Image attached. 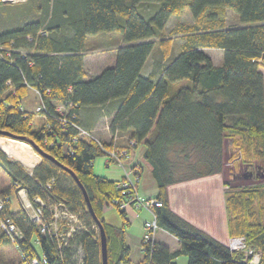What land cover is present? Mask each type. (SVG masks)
Wrapping results in <instances>:
<instances>
[{"label": "trees", "instance_id": "obj_1", "mask_svg": "<svg viewBox=\"0 0 264 264\" xmlns=\"http://www.w3.org/2000/svg\"><path fill=\"white\" fill-rule=\"evenodd\" d=\"M4 5L0 2V7ZM185 9L194 23L178 28L185 36L181 52L145 76L142 70L158 39L167 45L165 55L169 56L170 42L164 30L170 16ZM227 10L248 25L227 26ZM42 14L41 20L0 29V41L11 52L10 57H0V130L32 138L75 173L106 230L108 263H127L130 255L125 240L130 223L126 210L113 206L114 198H122L118 180L97 174L94 166L97 158L107 157L112 140L77 138L75 126L64 128L52 116L45 117L44 111L38 113L43 122L34 123L36 112L23 105L33 89L53 115L57 106L73 103L70 113L76 118L71 121L87 131L93 130L82 124L80 110L105 107L112 116L110 133L117 131L136 143L130 146L126 141L129 155L123 158L125 162L133 159L135 148L145 145L140 163L131 169H149L161 203L154 207L157 223L179 239L188 264H248L243 252L231 251L227 242L176 214L169 206L167 190L188 179L220 174L222 149L228 139L245 163V173L264 179V75L260 70L264 67V0H70L62 6L54 0ZM106 32L123 36L116 62L86 79L87 38ZM204 48L220 49L222 62L214 64ZM184 80L188 83L176 87ZM64 168L43 158L27 169L0 148V170L9 177L0 190L5 211L26 234L29 253L37 254L29 245L31 238H37L52 261L58 255L56 247L38 232L20 205L11 210V197L22 187L30 198L50 197L67 204L83 221V230L71 240L69 255L81 248L84 264H102L95 220L82 188ZM225 193L229 235L243 237L247 246L261 253L260 264H264V185H246ZM105 206L117 208L121 225L104 220ZM1 233L0 243H10ZM143 250V264H176L179 255L157 241Z\"/></svg>", "mask_w": 264, "mask_h": 264}, {"label": "crops", "instance_id": "obj_2", "mask_svg": "<svg viewBox=\"0 0 264 264\" xmlns=\"http://www.w3.org/2000/svg\"><path fill=\"white\" fill-rule=\"evenodd\" d=\"M168 24H167V26H168ZM164 31H166V28ZM107 37L109 38V41L111 43H113L112 44L113 46H111L110 49L108 47L102 46L104 49H102L100 51H101V53L103 52L105 55H107V57L110 59V61L109 62H103L101 64L102 68L100 71H98L95 74H93V73L90 74V72L87 70V67H86V60L87 59H86V53H84V55H83L84 69L87 72L86 79H90V78L97 76V74L102 72L104 69L111 67L115 64V62H116L115 57H116L117 50L121 45H123V41H122L123 36H121V34L118 32L117 33L109 32ZM166 39H168V38L166 37ZM157 41H159V43H157ZM157 41L155 42L154 50L150 54V57L147 59L145 65H144V68L142 70V73L145 76L151 75V73H154L155 70H157L159 67L162 68L163 65L168 60H171L172 56H177L181 52L180 51L177 54H173L172 56L171 55H169V56L165 55V45L161 44L159 39ZM205 49L206 48H204V50ZM168 54H170V53H168ZM104 58H106V56H104ZM151 59H153L151 66H148ZM211 59H212L214 64H220L222 62V60H221L219 63H215L212 57H211ZM263 68L264 67H261L260 70H261V73H263V75H264ZM158 76L159 75L156 74L154 77H158ZM31 92L34 93L38 97L39 101L41 102L40 95L37 93V91L33 89ZM35 107H34V109H35ZM25 109H26V107H25ZM104 109H106V108L104 107ZM102 110H103L102 108H99V109L98 108L81 109L79 112L80 118L82 119V124H84V126L87 129L90 128L95 132V134L96 133L99 134V136L101 138L100 140H102L104 142H109L110 137H111L110 136L111 133L106 130L107 129V128H105L106 125L101 123V120H102L101 117L103 115ZM28 111H30V110H28ZM31 112H34V110H31ZM42 122H43L42 116L39 114H36L34 117V123L41 124ZM126 138H128V136L122 134V137L118 142L121 147L122 146L125 147V145L127 144ZM10 141H12V140H10ZM0 146H1V143H0ZM1 148H2V146H1ZM139 149L140 150L142 149V151L140 152L139 158H136V156L134 155L133 159L131 161H127V163H126V165L129 167L128 169H130V170H131V166H134V164L140 163V158H141V156L145 150V146L141 147ZM36 155H37L36 157L38 158V160H37V162H35V164H29L27 162L26 163L23 162L21 159H19V160L24 165L25 168L28 167L29 169H31V167L33 168V167L37 166V164L41 163V161H42V158L37 153H36ZM97 160H99V159H96L94 161V166L95 167L100 166V168L103 167L104 168V173H103L104 176L110 178L111 180H113V179L117 180L116 178H114L115 177L114 175L116 174V172L114 170L112 171V174H111V171H110L109 166H108L109 162L107 160V157L103 156L101 163H98V164H97ZM136 171H140V174L138 176V178H139L138 184H139V182L142 183L141 181L143 178H146V180L149 181V185H150V186H148L145 183V185H144L145 189H142L139 185H137L138 189H139V193H141L144 197L156 198L157 197L156 196L157 191L156 192H148L150 190L152 191V190L157 189V186L155 185V181L153 179L152 174H150L149 169H147L146 166H144V167L137 166L135 168V170L132 172L136 173ZM110 174L113 177H110ZM122 174H123V170H122V172H120V175H122ZM244 176L246 177V176H250V175L244 174ZM250 177H252V176H250ZM236 178L238 180L241 179V177L239 175H237ZM8 179H9L8 175H5V177L2 178V175L0 174V187L1 188L3 185H5V184L7 185L9 183ZM1 180H4L5 182L3 183V181H1ZM199 180L201 182L203 181V183H205L202 185L209 187V191L207 192V193H209L208 194L209 197L208 196H207L208 198L206 197L207 201L205 203H203L202 205H199V207H197L193 203H190V201L182 200L179 195L176 198V196H174V194H175V192H176L175 190L178 186L173 185V186H170L167 190V195L169 197V206L171 207V209L176 214L184 217L187 221L191 222L193 225L197 226L198 228L203 229L210 236H213L214 238L221 241L222 243L223 242L226 243L228 237H230L231 235H229L228 225H227L228 214H227V210H226L225 194H223L222 191H219L218 189H216L217 186L220 187L221 185L225 184V176L221 172L220 174H217L216 176H209V178L205 177V178H203V180L202 179H199ZM200 181H199V183H200ZM261 182L254 183V184H261ZM147 188H149L150 190H148ZM213 190H214V192L212 194L211 192ZM14 204H15V202L11 201V210H13L12 207L14 206ZM107 207H106V210L104 209L105 213L103 212L104 213V215H103L104 220H106L108 223H110L112 225H117L119 223V221L121 223L122 219L120 218V215H115V214L114 215L113 214L108 215L107 209H110V208H109V206H107ZM154 209H155L154 207H150V208L139 207L136 204H131L127 207L126 214H127V218L129 219L130 223L126 227L125 240L129 246L130 255H129V260L127 261V263H123V264H143V259L145 257L144 250L142 247V240H143L142 236L145 232V229H143V225L147 220H151L153 218L152 213H153ZM1 234H3V233H1ZM155 239H156L158 244H163L166 247H168V249H171V251L179 253V255L175 258L176 264H188L189 259L187 258V256L185 254H183L181 252V250H182L181 242L170 231L168 232L164 228L159 229L158 232L156 233ZM11 264H17V262L12 261Z\"/></svg>", "mask_w": 264, "mask_h": 264}, {"label": "built area", "instance_id": "obj_3", "mask_svg": "<svg viewBox=\"0 0 264 264\" xmlns=\"http://www.w3.org/2000/svg\"><path fill=\"white\" fill-rule=\"evenodd\" d=\"M20 1L26 0H0V2L4 4H14L19 3ZM10 55L11 52H9L0 41V57H10ZM72 105L73 103L70 104V107H64L62 105L57 106L54 111L56 115L49 113L44 104L37 107V110H39V112L44 111L45 117L50 115L55 120L57 119L59 124L64 128L69 124L75 126L78 130L77 138L80 137L87 141L95 140L99 142L100 140L96 137L93 131H87L71 121V119L76 118L75 114L70 113ZM115 133V136H112L111 139L113 147L108 151L107 160L111 162L113 161L122 168L123 177L118 180L117 183V187L121 190L120 195L122 198H114L113 206L117 205L118 208L124 211L131 204H136L139 207L145 208L159 206L161 203L158 199L143 197L138 194V175H135V173L132 172L135 169H128L129 167L126 165L127 162L123 160L124 157L129 155L128 150L125 147L120 148L118 146L117 137L119 133L117 131H115ZM127 142L130 146L136 144L133 139L128 140ZM132 177H135V179L133 180ZM49 185L50 182L47 186ZM16 191L17 197L21 202V207L27 212L29 218L37 224L38 232L45 236V239L53 244L58 251V255L50 261L47 255L44 254L42 245L38 239L31 238L29 245H31V248L34 247L35 250H37V254L34 255L33 253H29V250L31 251V249L24 244L26 234H24L21 227L14 222L12 217L6 213V204L4 203V200L0 198V230L3 235H5L9 241L17 247L20 256L19 264H84V254L82 253L81 248H78L73 255H69L73 236L77 231L83 230V221H81L80 214L71 210L69 206L63 202L52 201L50 197L45 199L40 196L30 198L28 191L22 187L18 188ZM152 217L151 220H147L143 225V229H145L142 236L143 248L145 245H148V243L152 245L155 243L156 233L161 229L157 223V217L154 211ZM227 246H229L233 252H243L248 258V264H260L262 258L261 253L247 246L243 237L234 236L233 238H230Z\"/></svg>", "mask_w": 264, "mask_h": 264}, {"label": "rangeland", "instance_id": "obj_4", "mask_svg": "<svg viewBox=\"0 0 264 264\" xmlns=\"http://www.w3.org/2000/svg\"><path fill=\"white\" fill-rule=\"evenodd\" d=\"M69 1L70 0H56V5L62 6L65 3H68ZM126 1H130V0H126ZM53 2L54 0H51L50 2L49 0H26V1H20L19 3H14V4L8 3L0 7V11H4V12H0V29L17 28V27H20L23 23L30 22L33 20H36V21L41 20V17L43 15L42 13L47 7L52 6ZM225 20H226V25L231 26V27H235V26L242 27V26L248 25L247 23L243 24L241 20H239V16L237 15V13L231 10L226 11ZM168 23L169 24L166 27V31H164V34L170 42V51H169L170 54L169 55L172 56L173 54H177L178 52L182 50V43L184 42V38H185L183 33H179L178 28L182 24H192L194 22H193V17L190 11L185 9L181 12V14L171 15ZM108 33L109 32L98 33L92 36H88L87 38L86 45H85V48H86L85 53H86V59H87L86 67H87V70L90 72V74L97 73L98 71L101 70L102 68L101 64L103 62L110 61L107 55H105L103 52L101 53L100 51L104 49L102 46L108 47L109 49L111 48V46H113L112 45L113 43H111L109 41V38L107 37ZM157 43H159V41H157ZM204 51L213 58L215 63H219L223 59V53L218 48H214V49L206 48ZM104 56H106V58H104ZM152 61L153 59H151L148 66H151ZM187 83H188L187 80L178 82L176 83V87L184 86V84H187ZM28 94L29 95L23 100V105L26 107L27 110H30V111L34 110L36 114H38L39 110H37V107L43 104L39 101L38 97L34 93L30 91ZM102 109H103L102 110L103 115L101 117L102 118L101 123L105 124L106 125L105 128H107L106 130L109 131L108 127L110 125L112 116L108 114L106 109L104 108ZM112 133L110 134L111 137H110L109 142H111L112 136L114 137L116 134L115 132H112ZM95 135L99 140L101 139L99 134L96 133ZM121 137L122 135L118 134V137H117L118 142L121 139ZM0 138H1L0 139V143H1L3 138L2 137ZM128 139L129 138H126V141H128ZM118 142L117 144L119 145ZM24 144H27V143L25 142ZM27 145L31 149L33 154L36 156V152L34 151V149L31 148L29 144ZM144 146L145 145H139L137 148L134 149L133 153L135 154L136 158H139L140 152L142 151V149L140 150L139 148L144 147ZM222 150H223V153H222L223 162H222L221 172L225 176V184H224L225 186L224 185H221L220 187L217 186L216 189H218L219 191H222L223 194H226L225 192L228 190L242 188V186H246V185L251 186V184L253 185L254 183H258L261 181H262L261 184L264 185V179L259 180V179H255L254 177L252 178L250 176H246V177L244 176V174L247 175V173H245L246 171L245 163H243L237 156V149L234 148L231 139L224 141V146ZM7 156L9 157L8 154ZM9 158L13 160H18L20 162V160L17 157L12 156ZM102 158L103 156L97 158L99 159L97 160V164L101 163ZM108 162H109L108 166L111 171V174L113 170L116 172V174L114 175L115 176L114 178H116L117 180L122 179L123 174L120 175V172H122V168L119 165L115 164L113 161L112 162L108 161ZM26 168L29 169L28 167ZM95 172L99 175H102L104 173V168L103 167L100 168V166H97L95 167ZM0 174L2 175V178H4L5 175H7L6 172L1 171V170H0ZM111 174H110V177H113L111 176ZM216 175L217 174L210 175V176H216ZM237 175L241 177L240 180L236 178ZM203 178L205 177H199V179H202V180ZM132 179L134 180L135 177H132ZM199 179H188V181L177 183L176 185L178 187L175 190L176 192L174 196H176L177 198L179 195L182 200L190 201V203H193L197 207L205 203L207 201L206 199L209 197L208 196L209 193H207L209 191V187L202 185L205 183H203V181L201 182ZM1 181H3V183L5 182L4 180H1ZM199 181L201 184L199 183ZM141 182L142 183L139 182V184L137 185H139L142 189H145V186H144L145 183L148 186H150L149 181H147L146 178H143ZM5 186L6 184L3 185L2 188H5ZM2 188L0 187V189ZM147 189L150 190L149 188ZM214 190L211 192L212 194ZM156 191L157 189L152 190V191L150 190L148 192H156ZM137 192L139 195L141 194L139 193V189L137 190ZM140 196H143V195L141 194ZM11 201L15 202L14 206L12 207L13 210H16L19 205L21 206V202L19 198L17 197V192H16V195H12ZM106 207L107 206L104 207L105 210H106ZM109 208L110 209H107L108 215L109 214L120 215L117 208L113 206H109ZM121 224L122 222L120 223L119 221L117 225H121ZM230 238H233V237L231 236L228 237L226 241L227 243L229 242ZM12 261H16L17 264H19L20 262V256H19L17 247L13 245L11 242L8 244H0V264H11Z\"/></svg>", "mask_w": 264, "mask_h": 264}, {"label": "water", "instance_id": "obj_5", "mask_svg": "<svg viewBox=\"0 0 264 264\" xmlns=\"http://www.w3.org/2000/svg\"><path fill=\"white\" fill-rule=\"evenodd\" d=\"M0 135L1 137L6 141H10V140H16L19 142H23V143H27L31 146V148L34 149V151L43 159V158H49L50 160H52L57 166L59 165L60 167L64 168L59 161H57L54 157L50 156L48 153L46 154L41 147H39V145L30 137L28 136H18V135H13L10 132L6 131V130H0ZM1 148V147H0ZM3 151H5V149H2ZM6 152V151H5ZM7 153V152H6ZM8 154V153H7ZM9 155V154H8ZM9 157H12L11 155H9ZM66 169V168H64ZM68 172L71 173L72 177L75 179V181L77 182V184L79 185L80 188H82L83 194H84V198L87 201V207L88 210L90 211L93 220H95L96 226H97V230L99 231V241H100V252H101V263L102 264H109L108 263V241H107V236H106V230H104L103 224L101 222V220L98 219L94 209L91 206L90 200L88 199V195L86 192V189L84 188V186L82 185V183L79 181V178H77V176L75 175V173L72 170H68L66 169Z\"/></svg>", "mask_w": 264, "mask_h": 264}, {"label": "bare ground", "instance_id": "obj_6", "mask_svg": "<svg viewBox=\"0 0 264 264\" xmlns=\"http://www.w3.org/2000/svg\"><path fill=\"white\" fill-rule=\"evenodd\" d=\"M1 146L11 156L17 157L25 163L27 162L29 164H35V162H37L38 160V158L36 157L37 155L35 156L28 145L24 144L23 142H19L16 140L6 142L5 140H3L1 142Z\"/></svg>", "mask_w": 264, "mask_h": 264}]
</instances>
